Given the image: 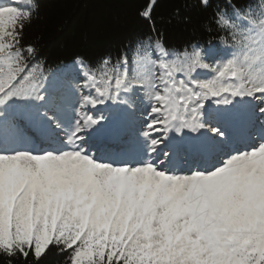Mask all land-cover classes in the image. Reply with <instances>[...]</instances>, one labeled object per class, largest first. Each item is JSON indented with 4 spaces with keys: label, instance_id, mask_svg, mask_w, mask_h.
<instances>
[{
    "label": "snow or ice",
    "instance_id": "1",
    "mask_svg": "<svg viewBox=\"0 0 264 264\" xmlns=\"http://www.w3.org/2000/svg\"><path fill=\"white\" fill-rule=\"evenodd\" d=\"M156 3L134 51L53 69L0 0L3 264H264V0H196L219 42L180 47Z\"/></svg>",
    "mask_w": 264,
    "mask_h": 264
},
{
    "label": "trees",
    "instance_id": "2",
    "mask_svg": "<svg viewBox=\"0 0 264 264\" xmlns=\"http://www.w3.org/2000/svg\"><path fill=\"white\" fill-rule=\"evenodd\" d=\"M196 0H157L152 16L169 47H180L190 41L217 44L216 31L201 27L204 14L193 7ZM31 24L25 29L24 43H33L49 67L70 61L80 55L95 60L110 54L113 61L150 34L148 21L138 15L146 0H35ZM215 3V0H214ZM185 4L187 7H185ZM179 7L180 19L173 17ZM131 61L132 52H128ZM66 254L53 248L42 264H65ZM3 264V258H0Z\"/></svg>",
    "mask_w": 264,
    "mask_h": 264
}]
</instances>
